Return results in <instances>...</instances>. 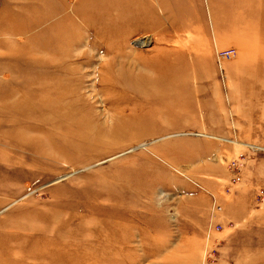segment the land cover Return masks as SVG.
<instances>
[{"label": "rangeland", "instance_id": "1", "mask_svg": "<svg viewBox=\"0 0 264 264\" xmlns=\"http://www.w3.org/2000/svg\"><path fill=\"white\" fill-rule=\"evenodd\" d=\"M226 1L117 5L145 20L171 6L175 19L113 25L112 36L145 29L113 53L86 23L122 19L93 0L58 15L59 0H0V264H264V68L241 64L232 25L244 15ZM73 9L86 25L68 28ZM157 47L174 50V85L139 96L110 85L122 59L135 80H156L138 54Z\"/></svg>", "mask_w": 264, "mask_h": 264}, {"label": "bare ground", "instance_id": "2", "mask_svg": "<svg viewBox=\"0 0 264 264\" xmlns=\"http://www.w3.org/2000/svg\"><path fill=\"white\" fill-rule=\"evenodd\" d=\"M59 1L62 2L63 4L60 5L62 7L58 8L57 15L59 14L60 11H62L63 13L68 12L70 5H68L66 3V0H59ZM93 1H95V2H92L93 3L92 5L97 6L99 9L102 10V12L104 11L106 13H109V15H110V13H111V15L115 14V16L119 15V18H121L122 20L119 23L116 22V20L114 21L113 19H112V21L110 20V22H105L106 21L105 16L104 17L101 16V17H96V18L91 19L88 23H86V22L82 23V17H83V15L88 13V11L86 9H84V11L80 10L79 12L75 13V11H74L75 9H73L74 12L71 10V13H72L71 16H73L74 21H73L72 26H71L72 21H70L68 23V28L71 27L70 29H73V27L75 25L80 24V23H82V24L86 23V24H88V26H93V25L102 26L104 28V32H102V34L105 37H109V36L112 37V39L116 40V42H114V43H117V44L111 46V48L108 50V52H113V53L114 52L115 53L120 52V50H121L120 44H122V42H123V44H127V40H129L128 39L129 36H132V34H144L145 33V31H144L145 29H142V30L135 31V32L131 33L130 35L123 36V33H122V35H120V33H119L121 31V29H120V30H118L119 32H117L119 35L112 36L111 27L113 25H115V27H116L117 25H119V26L120 25H127L129 23V24H138L139 26L143 25V26L147 27L146 25L149 24V26L159 28V27H162L165 22H168L170 25H172L174 23V19H175L173 17L174 12L172 13V7L171 6H164L163 8L161 7L162 10H160V11H162V13H161V14H163L162 17L155 16V17H153L152 20H150V18L148 20L147 19L145 20V18L143 19L141 16H138V15H133L130 17H128L129 16L128 15L127 17H125V15H122L121 13L120 14L116 13V11H115L116 9L114 10V8L117 5L118 6H125V7L127 6L131 10L132 9H135V10L145 9V7H144L146 5L145 0H93ZM263 1L264 0H262L261 2H263ZM150 2H151V0H150ZM155 2H157V1H155ZM256 3H257L256 0H250V1L249 0H232V1L227 0L225 2L226 8H229L231 6H233V7L237 6V7H239V9L241 8V11L244 15L243 18H239L236 16V18H235L236 25L234 24L232 26H234L233 29H236L239 32V34L241 36V38H240L241 43L244 45V52L241 56V58H242L241 64H243L244 67L250 68V70L252 68H258V69L264 68V7L258 9L255 6ZM69 4H71V3H69ZM53 8L54 7H52V9ZM223 8H224V6H223ZM54 9H53V11H54ZM145 10H147V9H145ZM178 10H181V9H178ZM76 11H78V8ZM139 12H141V11H139ZM134 13H136V11ZM98 15L99 14H97V16ZM103 15H105V14H103ZM76 20L77 21L79 20L80 22L76 23ZM150 24H152V25H150ZM124 30L125 29H123V32H124ZM127 31H126V34H128ZM237 35H238V33H237ZM162 40H164V39H162ZM254 49L257 50V53L259 52L258 56H256V55L251 56V52ZM179 51H180V49H179ZM172 54H174V50L164 49L161 47L154 48V49L150 50L149 52H143V53L138 54V56H140L139 57L140 61L146 62V64L149 66V68L147 67V70L148 71H154L155 73L157 72L156 74L159 76V77L157 76L156 80H154V81H148L147 79H142L145 83H141L138 79L135 80V77L132 74L133 73L132 70H134L136 68L134 65H132V64L129 65V62L125 63V61L122 59V60H120L121 65L117 69V63L115 61L111 64V66L109 68L110 73L113 74L112 75L113 76L112 81H111L110 85L113 88H118V86L122 87V90H126V91L127 90H129V91L133 90V91H135L136 95H138V96L144 92H147V90H148L147 88H151V89L152 88H159V89L170 88L171 85H174V82L172 81L173 80L172 73L174 70L177 69L176 59L175 60H171V59L169 60V58L171 56H173ZM115 68L117 69L116 71H115ZM155 98L159 99V100L169 99V97H166L164 95H158ZM152 100H154V97ZM64 105H65V103H64ZM67 106H70V105L67 104ZM65 107H66V105H65ZM51 110H54V109L51 108L50 111ZM55 110H57L58 113H62V110L63 111H70L68 113L69 116L74 115L77 117V113H74V111H73L74 108H70V109L68 108L65 110L63 105H59L58 108H55ZM24 111H26V110H24ZM46 112H48V111H46ZM15 113H17V112H15ZM51 113H52V111H51ZM40 114H41V112H40ZM27 115L23 116V114H22L23 117H25ZM19 116H20V114H19ZM75 119L76 118H73V120H75ZM127 123H129V121ZM120 124L123 126L125 124V122L122 121ZM137 124L138 125L140 124V122L138 120H137ZM129 125L133 126L134 121L133 120L130 121Z\"/></svg>", "mask_w": 264, "mask_h": 264}, {"label": "built area", "instance_id": "3", "mask_svg": "<svg viewBox=\"0 0 264 264\" xmlns=\"http://www.w3.org/2000/svg\"><path fill=\"white\" fill-rule=\"evenodd\" d=\"M233 55H234V51L231 49L220 50L218 53V58H219V60L223 61L226 59H230ZM228 168L233 175L232 180H231V184L232 185L239 184V182H241L242 173H243V170L245 168V157H244V155L240 154L237 157H235L234 159H232L228 163ZM228 190H230V189H228ZM221 229H222V226H217V227H215L214 231L220 232Z\"/></svg>", "mask_w": 264, "mask_h": 264}]
</instances>
